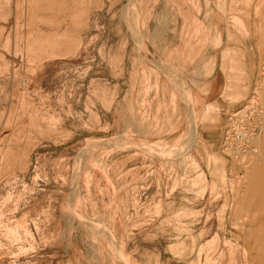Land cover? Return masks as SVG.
Returning a JSON list of instances; mask_svg holds the SVG:
<instances>
[{
    "label": "rangeland",
    "instance_id": "rangeland-1",
    "mask_svg": "<svg viewBox=\"0 0 264 264\" xmlns=\"http://www.w3.org/2000/svg\"><path fill=\"white\" fill-rule=\"evenodd\" d=\"M262 76L264 0H0V264H264Z\"/></svg>",
    "mask_w": 264,
    "mask_h": 264
},
{
    "label": "bare ground",
    "instance_id": "bare-ground-1",
    "mask_svg": "<svg viewBox=\"0 0 264 264\" xmlns=\"http://www.w3.org/2000/svg\"><path fill=\"white\" fill-rule=\"evenodd\" d=\"M134 20V19H133ZM135 26V25H134ZM263 77V76H262ZM264 78V77H263ZM261 82L264 84V79H262L261 80ZM186 88V87H185ZM257 91H258V93L260 94V96L263 94L262 92H263V90H261V88H257ZM260 91H261V93H260ZM188 94V93H187ZM259 96V97H260ZM262 97V96H261ZM264 99V98H263ZM249 108V107H248ZM248 108L246 107L244 110H242V112H244L245 110H248ZM246 112V111H245ZM193 129H195V128H193ZM259 137V136H258ZM156 143V142H155ZM237 148V147H236ZM182 151V150H181ZM260 152V151H259ZM260 153H262V152H260ZM257 155H259V153L257 154ZM258 157V156H257ZM98 226V225H97Z\"/></svg>",
    "mask_w": 264,
    "mask_h": 264
}]
</instances>
